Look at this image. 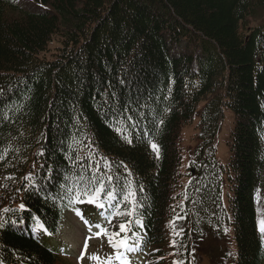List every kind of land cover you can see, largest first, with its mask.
<instances>
[{
	"label": "trees",
	"instance_id": "1",
	"mask_svg": "<svg viewBox=\"0 0 264 264\" xmlns=\"http://www.w3.org/2000/svg\"><path fill=\"white\" fill-rule=\"evenodd\" d=\"M247 18L260 24L244 27ZM202 101L207 176L180 191L178 138ZM223 108L234 114L229 166L209 170ZM223 173L227 209L217 203ZM101 185L99 203L152 264L167 261L185 206L196 232L231 225L233 264H263L264 0H0V212L11 209L0 219L1 263L56 264L41 241L77 195ZM19 222L38 244L16 233Z\"/></svg>",
	"mask_w": 264,
	"mask_h": 264
},
{
	"label": "rangeland",
	"instance_id": "2",
	"mask_svg": "<svg viewBox=\"0 0 264 264\" xmlns=\"http://www.w3.org/2000/svg\"><path fill=\"white\" fill-rule=\"evenodd\" d=\"M261 13L262 12L258 13V16H260ZM259 24V22L251 20L249 26L251 27ZM57 42L58 38H54L48 45L50 51L57 49ZM48 54L49 53L47 52L46 56ZM207 104L208 101H202L199 103L191 123L182 127L179 134L178 145L182 156L180 180L184 186L189 181L186 174L190 162L194 160V150L197 148L198 144L202 142V140L198 138L199 129L197 126L200 122L201 114ZM233 130L234 115L229 109H223V115L220 119L218 131L214 140L215 157L218 163L222 166H225L229 161V143ZM226 188L225 177H223V201H227ZM83 211L84 209L82 206L75 205V207L65 215L62 224V234L56 238L57 242L61 241V243L65 244V253H63L61 259H59L56 264H98L97 261L90 259V257L97 256L102 260L104 255L110 253V258H112L117 264H120L121 260L116 259L117 249H114L113 247L111 249V243L109 242V236L113 233H120V229H111L112 225L105 221L86 223L83 218L80 217V215L84 213ZM77 212H79L80 215H77ZM97 224L100 225V228L96 227ZM186 226V219L184 217L180 218L173 224V234L181 233ZM102 229L106 230V234L101 231ZM205 231L206 235L204 237L203 233L202 238H204L201 241H195L192 239L189 243V248L185 251L188 256L187 264H230L231 258L227 253L226 241L219 238L214 232H211L208 229H205ZM230 234L232 236V233ZM125 235L129 237L130 242L134 240L133 235H131L128 230L127 233H120L118 236H115L113 242H115V240L123 239ZM214 246H217L220 250V254L216 257H212V247ZM121 249L123 250L124 256L130 257L129 259L123 257L124 261H130L129 264H146V261H148V258L151 256V252L141 254L139 249H134L131 252H126L123 248ZM167 249L172 253V261L170 264H179L177 258L179 254L175 246H169Z\"/></svg>",
	"mask_w": 264,
	"mask_h": 264
},
{
	"label": "snow or ice",
	"instance_id": "3",
	"mask_svg": "<svg viewBox=\"0 0 264 264\" xmlns=\"http://www.w3.org/2000/svg\"><path fill=\"white\" fill-rule=\"evenodd\" d=\"M152 148L154 151L157 150V146L155 144L152 145ZM102 191H103V186L101 185V187H97L94 190H92L91 192H86L84 194L89 196V201H88L89 203H96L97 207L103 208L104 205L99 203L100 193ZM130 195H131V193H130ZM107 198L109 200L113 199L114 198L113 194L111 192H109L107 194ZM79 199H80V197H79V195H77L74 198L73 202H78ZM19 210L20 211H26L27 209L25 208V205L23 203H21L19 205ZM4 211L8 212V211H11V209H4ZM77 215H80V213L77 212ZM32 219L36 220V228L33 229L34 231L43 230L45 233H47V229L44 228V225L41 224L40 221L35 216H33ZM136 223L138 225H140L139 220H137ZM96 227L100 228V225L97 224ZM119 229H120V233H127V231L129 230L128 226L125 223H121L119 225ZM101 231L106 234V230L102 229ZM260 231H261L262 236H264V220L260 221ZM120 233H113L111 236H109V242L112 244V247L114 249H117L116 259L121 260L122 264H126V262L124 261V258H123V253L119 252V249L123 248L126 252H131L135 249V245L129 244V237L127 235H125V237L123 239L115 240V242H113L114 237L118 236ZM98 235H99V233H98ZM133 236H136V233H133ZM90 259H92L94 261H99V257H97V256H92V257H90Z\"/></svg>",
	"mask_w": 264,
	"mask_h": 264
}]
</instances>
